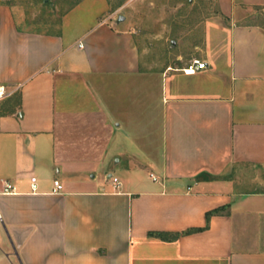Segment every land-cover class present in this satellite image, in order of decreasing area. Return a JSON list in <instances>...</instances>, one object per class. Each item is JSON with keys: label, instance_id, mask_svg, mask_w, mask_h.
<instances>
[{"label": "crops", "instance_id": "1", "mask_svg": "<svg viewBox=\"0 0 264 264\" xmlns=\"http://www.w3.org/2000/svg\"><path fill=\"white\" fill-rule=\"evenodd\" d=\"M114 1L0 0V264H264V0H214L194 74Z\"/></svg>", "mask_w": 264, "mask_h": 264}, {"label": "rangeland", "instance_id": "2", "mask_svg": "<svg viewBox=\"0 0 264 264\" xmlns=\"http://www.w3.org/2000/svg\"><path fill=\"white\" fill-rule=\"evenodd\" d=\"M80 1L61 0L60 5L66 8ZM113 6L118 8L116 19L123 16L122 25L135 32L144 60L165 68L191 64L189 60L194 56V47L201 42L204 24L217 9L214 0H115ZM177 54L183 57L180 65L174 60Z\"/></svg>", "mask_w": 264, "mask_h": 264}, {"label": "built area", "instance_id": "3", "mask_svg": "<svg viewBox=\"0 0 264 264\" xmlns=\"http://www.w3.org/2000/svg\"><path fill=\"white\" fill-rule=\"evenodd\" d=\"M206 69V63L204 61L200 60H194L191 64H189L187 67L183 68L184 73L186 74H194L197 71L204 70ZM11 95V92L5 87L4 85H0V103L9 97ZM115 182H117V179H115ZM55 185V192L56 193H61L63 190V186L59 181L54 182ZM31 188L33 192H37L38 190V180L36 177L31 178ZM14 187L6 183L4 187V193L10 194L14 193ZM2 220V216L0 215V221Z\"/></svg>", "mask_w": 264, "mask_h": 264}, {"label": "trees", "instance_id": "4", "mask_svg": "<svg viewBox=\"0 0 264 264\" xmlns=\"http://www.w3.org/2000/svg\"><path fill=\"white\" fill-rule=\"evenodd\" d=\"M217 212H219V211H213V212H210V213H208L207 214V217H208V219L210 218V216L213 214V213H217ZM158 236H160V237H162V238H166V235L165 234H158Z\"/></svg>", "mask_w": 264, "mask_h": 264}, {"label": "water", "instance_id": "5", "mask_svg": "<svg viewBox=\"0 0 264 264\" xmlns=\"http://www.w3.org/2000/svg\"><path fill=\"white\" fill-rule=\"evenodd\" d=\"M123 19H124V17H123V16H121V17H120V20H123Z\"/></svg>", "mask_w": 264, "mask_h": 264}]
</instances>
